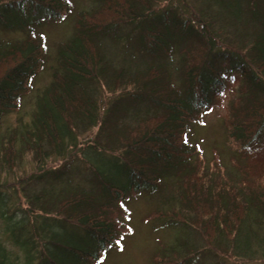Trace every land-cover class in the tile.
Here are the masks:
<instances>
[{"label": "trees", "instance_id": "16d2710c", "mask_svg": "<svg viewBox=\"0 0 264 264\" xmlns=\"http://www.w3.org/2000/svg\"><path fill=\"white\" fill-rule=\"evenodd\" d=\"M198 1L200 14L191 13L190 18L177 14L180 8L172 0H93L90 10L76 16L73 35L56 51L52 82L36 103L31 129L21 136L40 173L0 185V264H98L114 238H121L118 232H127L122 223L128 219L124 201L141 190L161 191L177 177L184 180L179 188L185 186L190 193L181 197L194 212L190 223L176 219L179 211L161 210L145 221L164 217L167 226L197 228L206 244L219 241L214 247L227 238L232 255L241 253L248 263L255 260L259 250L252 245L257 244L262 251L258 260L264 261V241L241 238L251 232L243 225L247 210L232 195L233 187L218 189L217 196L212 189L204 197L198 191L195 184L202 180L193 165L196 149L186 139L189 124L239 80L227 106V138L247 159L238 167L245 178L240 186L250 188L246 203H252L259 218L255 223L264 228V167L257 172V181L246 184L251 160L264 153V0ZM69 8L68 0H0V27L26 36L0 44V65L5 67L0 72V117L18 106L43 69L45 47L34 28L62 20ZM212 10L222 11L227 21L217 22ZM127 29L126 39H121L133 43L142 60L134 67L126 63L114 67L100 43L114 36L117 41ZM135 33L137 39H131ZM173 54H178L175 65L170 62ZM104 86L117 98L102 117L98 102ZM119 88L122 93L115 94ZM125 108L133 111L136 126L123 122L120 130L125 135L114 134L116 113L123 110L119 115L123 117ZM139 108L143 112L135 111ZM95 127L96 136H87L86 146L77 141L78 134L84 136ZM13 142L11 136L12 147ZM78 145L82 147L77 153L85 157L91 175L90 188L46 190L67 178L74 158L68 149ZM16 157L11 148L5 151L10 172L16 168ZM48 159L62 163L52 169L45 165ZM20 192L27 199L26 209ZM175 199L168 198L171 203ZM55 220L83 231L84 243L64 239L69 237L57 233Z\"/></svg>", "mask_w": 264, "mask_h": 264}, {"label": "rangeland", "instance_id": "374dc122", "mask_svg": "<svg viewBox=\"0 0 264 264\" xmlns=\"http://www.w3.org/2000/svg\"><path fill=\"white\" fill-rule=\"evenodd\" d=\"M172 1L180 8L177 9L176 13L181 14L183 18H190L191 13L194 16L200 14L198 10L200 3L198 0ZM68 2L70 8L62 20L43 22L34 28L35 36L44 43L43 46L45 47L43 69L31 80L29 89L21 96L18 106L5 112L0 117V185L6 186L7 184L16 182L25 175L40 173V169L35 168V164L32 162V154L25 147L21 136L31 129L36 103L42 96L41 94L44 89L52 82V71L56 62L58 46L70 39L73 35L76 16L81 12L90 10L93 0H68ZM212 12L211 14L215 16L214 18L217 22L220 21L223 24L227 21L228 18L222 11L217 13L218 11L212 10ZM128 31L127 29L120 33L117 41H115L116 38L114 36L112 38H105L100 43L105 57L114 67L125 65V63L134 67L136 64H140L142 60L136 50L133 49L134 45H130L133 43L128 45L127 40H124ZM136 34L131 39H137ZM25 37V34L21 31H8L0 27V44L14 43L23 40ZM122 37L124 38L123 41ZM177 55H172L171 64L175 65V59H178ZM146 64L148 63L145 61ZM4 68V66L0 65V72ZM240 84L239 80L231 84L229 90L224 95L219 97L209 109L203 111L200 117L196 118L195 122L189 124L186 139L196 149V153L193 156V165L198 169L197 177L202 182H198L195 186L197 185L198 191L201 189L202 197L205 196L203 193H209V189L210 192L212 189L213 195L217 196L218 189L219 191H223L227 186H232V195L236 196L239 202L243 203L246 207L247 215L243 225H247V231L251 232L247 237L241 238L249 241L259 239L264 241V228L255 223L259 219L255 208L252 206V203H246V199L249 200L247 195L251 192L249 191L250 188L240 186L245 178L241 175V171L239 172L240 169L238 167L243 165L247 159H244L242 154L237 150L238 147L235 144H231L227 138L226 127L230 119L227 106L236 96V91ZM101 92V101L98 102V105L101 107L99 115L103 117L102 111L111 102L115 101L117 95H114L112 91H108L106 86L102 87ZM119 93H122L121 88L115 92V94ZM119 107L122 109L123 105ZM122 111L119 110L116 113L117 116L114 118V122L117 121V125L111 131L114 134L121 132L123 136L125 133L123 130H120L122 128L120 126H124L122 123L126 122V124H130L129 126L134 125V123L131 119L133 111L125 108L124 113L127 111V114L119 117ZM135 111L143 112L142 108ZM97 131L98 127H95L85 134L86 136L78 134L77 141L86 146L88 142L87 136L89 139L90 137L94 139ZM11 136H14L13 147L12 144L8 143ZM81 147L82 145H78L75 148L70 147L68 149V151H72L71 153L74 158L73 161L71 160V166H69L70 172L67 178L57 180L51 187H44L46 190L50 189L54 193H57L60 190H66L65 188L67 187H74L77 190H88L90 188L88 179L91 175L87 173L85 157H80L82 156L81 151L77 153ZM9 148H11L13 153L15 151L17 154L15 158L16 168L13 172H10L7 164L4 162L5 151ZM61 163L62 160L48 159L45 165L53 169L57 168ZM250 163L253 165V168L249 170L246 184H249V182L251 184L253 179L257 181L256 174L264 167V153L259 154L256 159H252ZM203 173H206L205 178ZM181 181L184 180L179 177L173 178L167 181L166 186H163V190L161 191L150 193L146 190H141L127 198L123 206L128 213V219L122 222L123 225L127 226V232H118V234L121 233V238H114V243L104 251L98 264H264V261L258 260L261 259L258 255L262 251L260 250L261 248H258L257 244L252 245L254 249L259 250L253 255L255 260L248 263L249 261L241 259L246 258L245 255L238 252L232 255L233 251H231V245L228 243L227 238H221L223 244L218 245L217 248L214 246L219 241L215 240L213 245L206 244L205 237L197 231V228V230L195 228H185L183 227L184 225L181 226L182 224L179 226H167L164 217L156 218L155 216H151L153 219L145 221V217L161 210L163 213H175L179 211L180 215L176 219L190 223L189 221L194 212L191 213L190 207L184 206L181 199L185 193L188 197L190 193L188 191L187 194L185 186H180L179 188V184L182 185ZM18 196L24 208H28L27 199L22 196L21 192ZM164 197L167 198L164 199ZM174 197L176 198L175 202H169L168 198ZM58 218L61 219V217ZM57 221V225H55L57 233H64L69 237L64 239L68 240L71 244L84 243L86 238L83 231L77 229L72 223ZM254 231L257 233L254 235L255 238H253ZM80 238L83 239L80 240ZM239 241L242 242L241 239ZM180 243L182 244L179 248H182L181 252L177 251L176 247ZM226 243L228 244L226 245ZM222 252L227 253V255ZM194 254L197 255L195 256V260L192 258Z\"/></svg>", "mask_w": 264, "mask_h": 264}]
</instances>
